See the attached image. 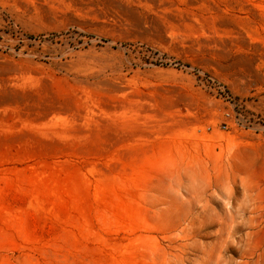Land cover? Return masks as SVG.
<instances>
[{
	"label": "rangeland",
	"instance_id": "374dc122",
	"mask_svg": "<svg viewBox=\"0 0 264 264\" xmlns=\"http://www.w3.org/2000/svg\"><path fill=\"white\" fill-rule=\"evenodd\" d=\"M0 264H264V0H0Z\"/></svg>",
	"mask_w": 264,
	"mask_h": 264
}]
</instances>
